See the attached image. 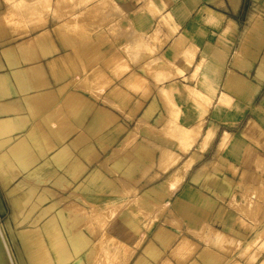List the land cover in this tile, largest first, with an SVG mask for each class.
Segmentation results:
<instances>
[{
  "label": "crops",
  "instance_id": "1",
  "mask_svg": "<svg viewBox=\"0 0 264 264\" xmlns=\"http://www.w3.org/2000/svg\"><path fill=\"white\" fill-rule=\"evenodd\" d=\"M46 1L0 0V21L16 19L14 34L8 21L0 25V144L9 141L0 147V186L5 189L12 184L7 182L12 175L74 185L80 172L92 169L86 178L88 188L93 187L95 141L105 145L121 140L108 127L106 111L111 112L110 106H124L123 93L132 92L121 83L106 89L108 77L103 80V76H109L112 55L118 56L120 72L129 62L139 69L149 53L155 92L147 100L142 98L143 90L129 94L136 105L149 107L145 118L151 107L162 112L167 107L171 116L166 126L174 127L171 131L159 127L147 141L152 148L164 150L165 163L169 155L184 156V150H191L185 157L200 158L187 165L180 179H170L161 189L169 222L181 224L182 229L169 225L168 232L189 234L200 222L210 220L215 230L231 234L238 215L227 204L233 201L243 172H251L256 159L264 155V24L250 23L244 0H72L71 9L77 10L72 25H93L92 11L112 2V10L118 13L115 25L131 31L126 35L129 40L118 37L114 49H110V37L95 48L94 39L85 46L75 36L65 40L48 36L47 11H62L65 3L53 0L48 7ZM34 8L40 13H33ZM83 11L86 21H75ZM24 12L30 15L25 17ZM95 59L102 60L98 67ZM96 69L103 70L102 81L95 79ZM136 83L144 86L145 80L140 76ZM201 123L203 130L194 136L192 130ZM209 126L218 128L210 131L211 138ZM135 136L125 138L123 147H129ZM200 146L204 150L193 153ZM140 155L150 156L143 151ZM96 175L94 184L102 179L99 172ZM85 198L95 200L93 195ZM154 233L155 228L150 235Z\"/></svg>",
  "mask_w": 264,
  "mask_h": 264
},
{
  "label": "rangeland",
  "instance_id": "2",
  "mask_svg": "<svg viewBox=\"0 0 264 264\" xmlns=\"http://www.w3.org/2000/svg\"><path fill=\"white\" fill-rule=\"evenodd\" d=\"M62 1L68 7L62 2L65 7L62 11H47L48 36L63 40L67 36H75L82 39L85 46L87 40L94 39L95 48L102 47L103 39L110 37V49H114L118 46L120 35L131 34L128 28L125 31L124 27L115 25L118 15L107 6L95 9V14L92 11L93 25H72L71 18L77 10L71 9V6L75 1ZM46 2L49 7L53 0ZM105 8L111 11L105 13ZM243 9L250 23L264 24V0H244ZM81 13L85 11L79 12L78 20H75L79 23L87 19ZM94 15L102 18L98 19ZM145 55L139 69L128 61L120 72L118 56L112 55L109 76H103V70L96 69L95 79L100 77L102 81V76L103 80L108 77V82L104 84L106 89L117 88V84L121 83L132 91L129 92L131 94H139L143 90L142 98L147 100L155 90L147 59L150 54ZM94 62L98 67L97 64L102 60L95 59ZM154 68L157 70L156 66ZM140 76L145 80L144 86L135 84ZM129 93H123L124 106H110L111 112L106 111L108 127L115 129L117 136L114 134V137L121 136V140L105 145L95 141V160L91 163L96 164L92 179L98 172L102 179H97L96 184L91 179L94 188H88L86 178L92 169L84 172L80 170L81 175L73 182L74 185L62 186L51 180L30 181L12 175L11 181L7 180L12 184L5 189L0 186L3 199V203L0 202V231L6 241L3 243L0 237V263L10 264L6 247L15 253L17 259L18 246L25 250L27 264H264V155L256 159L251 172H243L233 201L227 204L238 215L230 230L231 234L218 232L210 220H203L189 234L170 233L167 229L169 225L181 231V224L169 222L161 189L170 179H180L182 171L188 170L187 165L198 163L200 158L197 159L193 154L189 158L185 157L191 150H184V156L169 155L165 163L162 160L164 150L152 148L148 141L152 133L160 130L159 127L166 131L173 129L174 124L167 122L166 126L170 111L165 106L163 112L160 107H151V114L145 118L149 107L136 105ZM96 102L98 104L100 100ZM143 118L146 123L140 122ZM203 128L204 125L201 130ZM217 129L208 127L210 131ZM135 134L134 142L129 147H123L125 138ZM8 143L7 140L3 141L0 147ZM116 150L118 154L111 157ZM203 150L200 146L192 151L196 154ZM142 151L153 159L141 156ZM82 154L80 157H83ZM83 159L86 161L88 157ZM87 195H93L94 202H87ZM154 228L155 233L151 236L150 232ZM135 230H143L148 234H136Z\"/></svg>",
  "mask_w": 264,
  "mask_h": 264
},
{
  "label": "bare ground",
  "instance_id": "3",
  "mask_svg": "<svg viewBox=\"0 0 264 264\" xmlns=\"http://www.w3.org/2000/svg\"><path fill=\"white\" fill-rule=\"evenodd\" d=\"M231 1V0H230ZM233 2H235V3H238L240 0H232ZM20 2V1H19ZM15 4H17V3H15ZM110 5V6H109ZM109 5H107V7H109V8H113L114 6V4H112V2H110V4ZM39 6H41V5H37V6H35L36 8H40ZM113 6V7H112ZM36 8H34V12L33 13H35L36 14V11H38L39 12V10H37ZM22 9V8H21ZM24 9V8H23ZM106 10H104L105 11V13H106V11H107V8H105ZM18 10H19V8H18ZM11 11V10H10ZM27 11V10H26ZM95 11V10H94ZM97 11V10H96ZM94 12V14L95 13H97V12ZM109 11H111V10H108L107 12H109ZM13 12V11H12ZM20 12V11H19ZM38 12H37V14H38ZM103 12V11H102ZM22 13H23V11H22ZM25 13V12H24ZM33 13H31V14H33ZM40 13V12H39ZM15 14H16V12H15ZM26 14H28V15H30V13L29 12H27V13H25V15H23V16H25L26 17ZM36 14V15H37ZM117 14L118 13H116V16H117ZM7 15H10L9 13H7ZM28 15H27V17H28ZM34 15V14H33ZM33 15H31V17H32V19H33ZM11 16H13V13H12V15ZM95 17H97L98 18V16L97 15H94ZM3 17V16H2ZM1 17V18H2ZM24 17V18H25ZM36 16L34 15V18H35ZM6 18H9V17H7L6 16ZM13 19H14V17H12ZM12 18H10V19H12ZM16 18H17V16H16ZM23 18V17H22ZM22 18H18V20H21ZM29 18V17H28ZM36 18H38V17H36ZM99 18L101 19L102 17H100L99 16ZM98 18V19H99ZM31 19V18H30ZM31 19V20H32ZM3 20H5V18L3 17ZM15 20L16 19H14V21L13 20H11V23H10V21H8V20H5L6 22L8 21L9 23H10V26L11 27H9V23H7L6 24V29L9 27V29H11L12 28V22L13 23H15ZM17 20V21H18ZM23 20V19H22ZM4 21V22H5ZM24 21V20H23ZM28 21H30V20H28ZM1 22V21H0ZM3 21L0 23V25L1 24H3L4 23ZM22 22V21H21ZM40 22V19H39V21L38 22H36V23H39ZM34 23V25H35V22H33ZM22 24V23H21ZM20 24V25H21ZM28 24H30V23H28ZM5 25V24H4ZM8 25V26H7ZM15 25V24H14ZM26 25V24H25ZM30 25H32V26H34L33 24H30ZM3 27V26H2ZM5 27V26H4ZM36 27H38L39 28V26H37L36 25ZM35 26H34V29L36 28ZM15 28H16V26H15ZM5 29V28H4ZM3 29V30H4ZM6 29L4 30L5 32H6ZM22 29H23V27H22ZM40 29V28H39ZM3 30L1 29V31L3 32ZM11 30H13V28L11 29ZM10 30V31H11ZM18 30V29H17ZM25 30H26V27H25ZM37 30V29H36ZM23 31V30H22ZM13 34H14V30H13V32H12ZM29 32H28V29H27V33L26 34H28ZM17 34V33H16ZM25 34V33H24ZM20 35H22V34H20ZM19 48V47H18ZM20 50V49H19ZM261 67H263V64H262V66ZM264 70V69H263ZM259 73H260V71L258 72V78H259ZM263 75H264V73H263ZM262 78V77H261ZM202 125H203V123H201L200 125H199V127H197L196 129H194V130H192V134L195 136V135H198V133L201 131V127H202ZM215 132V130L213 131V133ZM210 133V130L208 131V134ZM200 134V133H199ZM212 134V133H211ZM211 134H209V137L211 138ZM208 138V135H207V137H206V139ZM214 138V137H213ZM209 140V139H208ZM208 142H210V140L208 141ZM2 208V207H1ZM2 209H4V208H2ZM54 224V223H53ZM48 228V227H47ZM56 229H57V226H56ZM22 235H24V234H22ZM21 235V236H22ZM0 237H1V240L3 241V243L4 242H6L5 241V237H4V235L2 234V232L0 231ZM26 238L27 237H25L24 239L26 240ZM29 238V237H28ZM24 239L22 238L21 240L22 241H24ZM23 243V246H24V242H22ZM6 244V243H5ZM4 244V245H5ZM6 246H7V244H6ZM1 248H2V246H1ZM24 251L25 250H23V248L22 247H18V246H16V253H17V259H15V253L14 252H12V251H9V248L8 247H6V256L8 257V260H9V262H10V264H27L26 263V260H25V258H24ZM0 253H2V250L0 251ZM4 253V252H3ZM26 253H27V250H26ZM7 260V259H6ZM15 260H17V261H15ZM2 262V261H1ZM6 262V261H5ZM4 263V262H3ZM2 263V264H3ZM1 264V263H0ZM6 264V263H5Z\"/></svg>",
  "mask_w": 264,
  "mask_h": 264
}]
</instances>
